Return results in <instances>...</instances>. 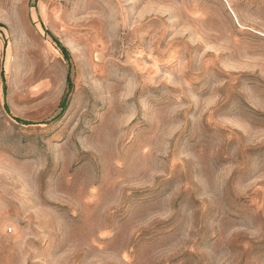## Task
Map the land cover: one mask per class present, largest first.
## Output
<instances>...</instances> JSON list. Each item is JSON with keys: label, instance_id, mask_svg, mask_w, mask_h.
Returning <instances> with one entry per match:
<instances>
[{"label": "rangeland", "instance_id": "obj_1", "mask_svg": "<svg viewBox=\"0 0 264 264\" xmlns=\"http://www.w3.org/2000/svg\"><path fill=\"white\" fill-rule=\"evenodd\" d=\"M0 252L264 264V0H0Z\"/></svg>", "mask_w": 264, "mask_h": 264}, {"label": "trees", "instance_id": "obj_2", "mask_svg": "<svg viewBox=\"0 0 264 264\" xmlns=\"http://www.w3.org/2000/svg\"><path fill=\"white\" fill-rule=\"evenodd\" d=\"M55 43L57 44L58 48L61 50V52L63 53V55L68 59L69 57V51L68 49L62 45V43L57 39L54 38ZM71 71L69 70L68 76H67V82L69 85V88L71 87ZM2 76H3V80H5L4 77V72H2ZM6 89V86H5ZM60 107L65 110V108L67 107V95H65V97L63 98V100L61 101ZM18 122L22 123V124H31V122L28 121H24L22 119H17Z\"/></svg>", "mask_w": 264, "mask_h": 264}, {"label": "bare ground", "instance_id": "obj_3", "mask_svg": "<svg viewBox=\"0 0 264 264\" xmlns=\"http://www.w3.org/2000/svg\"><path fill=\"white\" fill-rule=\"evenodd\" d=\"M2 254V252H0ZM4 253V252H3ZM5 254V253H4Z\"/></svg>", "mask_w": 264, "mask_h": 264}]
</instances>
